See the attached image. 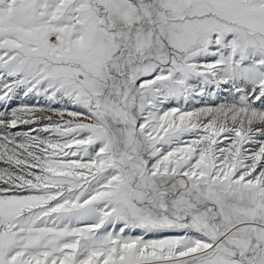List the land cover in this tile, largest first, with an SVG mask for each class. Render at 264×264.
Listing matches in <instances>:
<instances>
[{"label": "snow or ice", "instance_id": "snow-or-ice-1", "mask_svg": "<svg viewBox=\"0 0 264 264\" xmlns=\"http://www.w3.org/2000/svg\"><path fill=\"white\" fill-rule=\"evenodd\" d=\"M0 264H264V0H0Z\"/></svg>", "mask_w": 264, "mask_h": 264}]
</instances>
